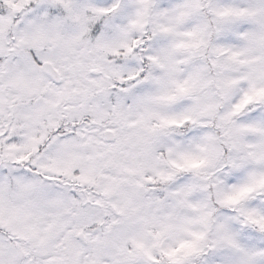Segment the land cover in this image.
<instances>
[{"label": "snow or ice", "instance_id": "obj_1", "mask_svg": "<svg viewBox=\"0 0 264 264\" xmlns=\"http://www.w3.org/2000/svg\"><path fill=\"white\" fill-rule=\"evenodd\" d=\"M61 226L99 264H264V0H0V264Z\"/></svg>", "mask_w": 264, "mask_h": 264}, {"label": "rangeland", "instance_id": "obj_2", "mask_svg": "<svg viewBox=\"0 0 264 264\" xmlns=\"http://www.w3.org/2000/svg\"><path fill=\"white\" fill-rule=\"evenodd\" d=\"M60 189L61 191H75L77 195L85 201L96 196L100 191L93 183L80 185L69 182L67 184H61ZM28 199H30L32 204L38 203L35 197ZM46 211L48 213L46 219L51 221L52 218L57 217L58 214L64 210L52 207ZM101 212L102 214H107L104 208L101 209ZM34 227L43 230L46 228V225L40 223L38 220H32L31 222L20 220L16 223V231L20 234ZM84 237V241L79 240L78 237L74 238L72 236V230H65V228L61 226L57 228L43 244L32 239H24L21 241V244L22 247L31 251L33 255L46 258L45 264H85V261H88V264H92L93 259H97V264H99V257L110 255L104 251L103 247H92L91 252H89L87 256H83L84 250L91 247L87 235ZM75 240H79V244H76Z\"/></svg>", "mask_w": 264, "mask_h": 264}, {"label": "water", "instance_id": "obj_3", "mask_svg": "<svg viewBox=\"0 0 264 264\" xmlns=\"http://www.w3.org/2000/svg\"><path fill=\"white\" fill-rule=\"evenodd\" d=\"M79 239L83 241L84 240V236H80Z\"/></svg>", "mask_w": 264, "mask_h": 264}]
</instances>
